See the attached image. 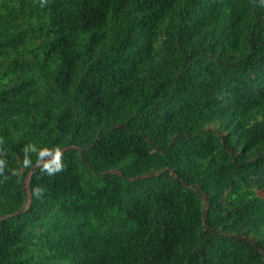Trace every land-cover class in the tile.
Listing matches in <instances>:
<instances>
[{
  "label": "trees",
  "instance_id": "1",
  "mask_svg": "<svg viewBox=\"0 0 264 264\" xmlns=\"http://www.w3.org/2000/svg\"><path fill=\"white\" fill-rule=\"evenodd\" d=\"M0 141V264H264V4L0 0Z\"/></svg>",
  "mask_w": 264,
  "mask_h": 264
},
{
  "label": "clouds",
  "instance_id": "2",
  "mask_svg": "<svg viewBox=\"0 0 264 264\" xmlns=\"http://www.w3.org/2000/svg\"><path fill=\"white\" fill-rule=\"evenodd\" d=\"M261 3L264 4V0H261ZM2 143V141H0ZM27 152V150H26ZM43 153L45 155H50L53 157V163L52 164H45L44 167L41 169L42 173H46L47 175L51 176L56 174L57 172L61 171L63 168V165L61 163L62 160V153L57 146L54 149H44ZM3 155L2 150H0V156ZM26 166H31L30 160L26 154L25 156ZM6 168V163L4 160L0 159V176L4 175V171ZM7 179V177H5ZM45 192V189L39 185H37L35 188L32 189V194L37 199L41 198Z\"/></svg>",
  "mask_w": 264,
  "mask_h": 264
}]
</instances>
